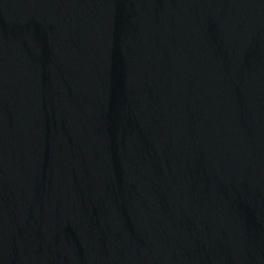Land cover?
<instances>
[{"label": "water", "instance_id": "95a60500", "mask_svg": "<svg viewBox=\"0 0 264 264\" xmlns=\"http://www.w3.org/2000/svg\"><path fill=\"white\" fill-rule=\"evenodd\" d=\"M0 264H264V0H0Z\"/></svg>", "mask_w": 264, "mask_h": 264}]
</instances>
